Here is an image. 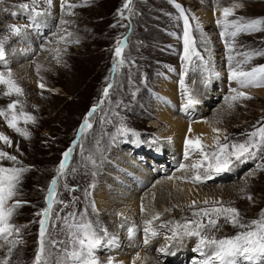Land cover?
I'll list each match as a JSON object with an SVG mask.
<instances>
[{
  "label": "rangeland",
  "instance_id": "rangeland-1",
  "mask_svg": "<svg viewBox=\"0 0 264 264\" xmlns=\"http://www.w3.org/2000/svg\"><path fill=\"white\" fill-rule=\"evenodd\" d=\"M124 2L67 0V3L80 5L72 9L73 14L69 16L67 7L62 11L61 0H51V4L35 0L36 10L47 15L37 16L34 27L31 22L33 0H0V43L5 49L7 67L24 93L21 97H5V88L0 86V108L6 109L9 103L20 99L24 111L37 118L35 125L20 124L31 133L30 139H24L8 128L4 118L0 117V133L12 141L11 147L0 141V150L17 156L20 161L17 166L31 169L22 179L19 195L9 202L19 201L23 205L11 221L22 231L9 239H22V243L17 245L9 264H34L42 218L36 213L47 207L48 188L51 180L56 178L62 153L74 142L66 175L58 180L47 223L49 264H73L67 259V253L72 250L68 225L81 218L91 220L94 226L98 221L114 238L112 246L97 252L101 264H108L109 259L116 264L120 256L132 260L142 252L143 264H152L147 257L152 255L159 258L157 264H169L160 249L170 253L182 245L188 251L182 264H195L203 259L194 250L198 239L184 237L168 241L166 237L171 235V226L194 219L193 211L215 201L238 209L245 223L259 219L264 211V171L257 170V165L264 164V160L236 164L231 172L214 176L203 184H193L190 182L195 174L192 165L201 159L199 153L190 149L189 157L185 159V140L175 143V136L181 138L176 134L165 137L169 125L160 120L168 116L174 123L175 116L189 125L208 122L213 128L220 129L221 143L225 142V135L229 142H243L247 133L264 126V87L239 89L251 99L238 101L228 108L226 100L234 94L231 89L238 85L229 81L227 51L216 24L221 18L217 12L236 4L243 6L234 8V16L229 19H264V0H174V3L173 0H133L131 15L123 9ZM23 4H29L27 11L21 7ZM175 4L187 10L197 50L206 60L210 59L211 69L219 73L206 87L201 83L198 61L194 60L184 75L183 22ZM122 11L130 18L121 19ZM193 16L195 20L191 19ZM62 19L70 23L61 25ZM197 20L200 31L196 30ZM13 28H20V34H15ZM68 32L72 33L68 40H78V43L57 44L60 36H66ZM204 38L211 50L210 58L201 44ZM117 39L126 40L125 64L112 73ZM235 43V61H242L244 57L239 53L264 51V31L251 35L242 33ZM58 48L61 51L57 59L55 50ZM256 66H264V56L254 57L245 68L250 70ZM0 70L7 75L3 62H0ZM40 83L45 85V90L39 88ZM109 84L112 88L105 98L103 91ZM185 89L199 100L188 113L183 111ZM172 91H175L174 100L170 99ZM93 107L97 110L88 117ZM168 107L174 114L172 117L161 112ZM85 118H89L91 127L81 135L79 129ZM123 128L129 131L125 133ZM217 135L213 132L215 138ZM202 144L213 150L215 141ZM157 151H162L165 157H154ZM131 160H137L139 166L143 162L144 171L151 174V179L141 186L135 184L134 177L138 173L133 174L137 167ZM0 166L14 165L4 160L0 161ZM169 177L176 182L156 198L155 186L166 187ZM174 184L189 185L190 200H184L180 193L182 189L178 190ZM249 195L251 201L247 198ZM133 196L139 197V207L121 213ZM126 200L129 201L127 204ZM205 200L209 205H204ZM193 201L196 208L190 207ZM93 203L96 212L92 211ZM154 206L155 210L152 209ZM152 210L160 214V220L153 223L159 234L149 237L145 244L144 221L153 217L150 215ZM166 223L169 227H160ZM129 227L136 231L132 236ZM239 231L241 229L221 219L218 229L206 234L220 239L232 237ZM133 237L135 242L138 239L137 244L132 242L136 247L128 240ZM7 251V244L0 241V259L6 257Z\"/></svg>",
  "mask_w": 264,
  "mask_h": 264
},
{
  "label": "snow or ice",
  "instance_id": "snow-or-ice-1",
  "mask_svg": "<svg viewBox=\"0 0 264 264\" xmlns=\"http://www.w3.org/2000/svg\"><path fill=\"white\" fill-rule=\"evenodd\" d=\"M45 2L51 4V0H45ZM133 0H125L123 9L131 15V6ZM174 3V0H173ZM241 4H236L234 7H224L222 9L221 18L216 21L217 27L220 29V37L224 40L225 49L227 51V68L229 73V81L235 82L238 88L231 89L234 93L231 97L227 98L226 102L228 108H232L234 103L241 100H249L250 96L246 95L244 91L239 89L264 87V66L252 67L250 70H246L245 66L256 56H264V51H248L239 53L244 59L242 61H235V54L237 45L235 43L237 37L240 34H254L256 32L264 31V19H251L245 20L243 17L239 19H229L234 16V8L242 7ZM26 11L29 9V4H23L21 6ZM67 7V15H72V9L80 7L77 4L67 3V0H61L62 11ZM179 12V19L183 22V56L182 63L185 64L184 75H187V68L191 66L195 61L199 62L201 70V83L206 87L210 84L211 79L218 77L219 73L215 72L210 67V59L206 60L205 57L197 50L195 46V40L192 36V25L190 17L187 14V10L179 4H175ZM32 19L31 22L35 27V20L37 16L47 15L46 12H39L35 7V0L31 7ZM125 17L124 12L120 13L121 19H129ZM191 19L195 20L193 16ZM61 25L70 23L67 20L59 21ZM196 30L200 31L199 21L196 22ZM12 31L19 35L20 28H13ZM203 36V33H201ZM72 33L68 32L66 36H60L57 40V44L69 43L77 41H69L68 37H71ZM201 44L205 46V51L211 57V50L207 48L208 41L206 38L201 40ZM126 47L125 39H117L116 46L114 48V62L112 66V73H116L117 70L125 64L124 51ZM66 50V48L64 49ZM61 49H56L58 54ZM235 61V63H234ZM0 62H3L4 68L7 69V75L5 71L0 70V86H4L5 91L3 95L5 97L23 96V89L13 79L11 69L7 67L6 54L3 44L0 43ZM183 86V78L180 81ZM39 88L45 90V85L40 83ZM112 88V84H109L103 91L105 98L109 95V90ZM185 102L183 104V111L188 113L193 109L199 100L196 96L185 89ZM19 107V111L17 108ZM96 108L93 107L87 114L91 117L96 112ZM0 117H3L7 123V127L19 134L24 139H30L31 133L27 127L21 128L20 124L25 126L32 124L35 125L37 118L24 111L23 102L20 99H16L7 105L6 109L0 108ZM89 118H85L80 126L79 133L82 135L86 129L90 128ZM123 132H128L129 129L123 128ZM191 132V128H189ZM213 132L217 133L215 139V145L213 150H209L208 146L203 145L199 139L192 140L186 138L185 140V159L189 157V150H194L199 153L201 159L192 165L195 170V174L192 176L190 182L193 184H203L206 181L212 180L214 176H218L222 173L231 172L236 164H243L248 160H264V126L256 128L254 131L247 133V139L243 142H229L228 137L224 136V141L221 143L219 139L220 129L213 128ZM0 141L9 147L12 146L10 138L0 133ZM73 146L69 147L62 153V159L56 170V178L51 180L48 188V197L46 200L47 207L36 215L41 216L39 220V247L35 253L34 264H49L47 260L46 251V236H47V223L50 218V212L53 207V203L57 194V185L60 177L66 175V168L68 167L69 160L73 154ZM19 150V149H17ZM10 161L14 166L2 167L0 166V241H3L8 246L6 257L0 259V264H9L14 250L18 244L22 243V239H9V237L18 236L22 231L19 227L14 226L11 221L16 211L23 205L18 201L16 203H9L20 193V185L22 179L30 168H26L20 165V161L17 156L10 155L9 153L0 150V161ZM184 165H181L183 168ZM257 170L264 171V164L257 165ZM171 179V177H169ZM243 191V189H242ZM250 201L252 197H247ZM204 205H209V201L205 200ZM92 211L96 212L94 203L91 205ZM190 207L196 208V202L193 201ZM145 211L143 205L141 206V212ZM87 210H85V215ZM73 217L75 214H71ZM192 216L194 219L187 220L184 223L177 222L174 226L170 227L171 235L167 236L168 241L180 240L184 237H196L198 239L197 247L194 249L200 254L203 259L195 262V264H264V211L261 212L259 219H253L252 221L245 223L239 213L238 209L234 207L224 206L220 201L213 202L210 206L200 208L197 211H193ZM223 219L225 223L231 224L233 227L241 229L236 235L226 238H216L214 235H208L207 232L217 230L219 227V221ZM160 220V214L157 213L151 219L144 221V243L149 242V237H156L159 233L158 230L153 227L154 221ZM206 220V223H205ZM161 228L169 227V224H161ZM70 232V243L72 250L67 253V259L71 260L73 264H101L97 252L104 247H110L114 244V238L109 236V233L105 228L99 225L97 221L95 226L91 220L81 218L78 222L68 225ZM129 235L132 236L135 232L133 227L128 228ZM161 252L165 249L161 248ZM108 264H113L109 259Z\"/></svg>",
  "mask_w": 264,
  "mask_h": 264
},
{
  "label": "bare ground",
  "instance_id": "bare-ground-1",
  "mask_svg": "<svg viewBox=\"0 0 264 264\" xmlns=\"http://www.w3.org/2000/svg\"><path fill=\"white\" fill-rule=\"evenodd\" d=\"M218 14L217 15H219L220 17H221V14H222V9H220V11H218L217 12ZM171 86V90L173 89V87H172V85H170ZM174 92L175 91H172V94L170 95V99L171 100H174V96H173V94H174ZM170 106H171V104H169ZM165 110L163 111V110H161V112L163 113V114H166V115H169V116H173L174 114L169 110V109H171L170 107H168V108H164ZM191 110H194V108L193 109H191ZM179 117V116H178ZM160 120H161V122H165V123H167V125H169V128H168V130H167V133H166V135H164L165 137H170V136H172V135H174V134H176V135H178V136H180L181 135V138H178V137H174L175 138V143H177L180 139H184V140H186V138H188V139H192V140H196V139H199L200 140V142H202V143H213L214 141H215V136H213V127L212 126H210V124H208V122H205V121H203L202 123H200V124H191L190 123V125L189 124H186L184 121H182L181 119H177V118H175V116H174V123L172 122L173 120H172V118H170V117H166V116H163V117H161L160 118ZM175 121L177 122V121H179V123H175ZM207 121V120H206ZM189 128H191V132H189ZM187 134V135H186ZM170 139V138H169ZM171 140H172V138H171ZM174 140V139H173ZM172 140V141H173ZM174 142V141H173ZM179 143V142H178ZM211 145V144H210ZM136 146V145H135ZM129 155H131V154H129ZM163 155H164V157H165V154L162 152V151H157L156 153L154 152V157L156 156V157H158V156H160V157H163ZM180 155V154H179ZM138 157H140V156H138ZM128 158V157H127ZM140 159H141V157H140ZM129 160V159H128ZM137 161V160H136ZM136 161L135 160H131V163H134V164H136V167H137V171H134V173L133 174H137L135 177H134V179H136V182H135V184H136V186H141V184L143 183L144 184V182H146L148 179H151L150 177H151V174H150V172H145L144 171V165H143V162H141L140 164V166L138 165V163H136ZM164 161L165 162H169V161H167V158L165 159L164 158ZM146 162V161H145ZM171 162V161H170ZM171 163H174V162H171ZM134 164L132 165V167L134 166ZM147 164V163H146ZM143 165V166H142ZM130 167H131V165H130ZM134 169H135V167H133ZM158 167H156L155 169H157ZM146 175L148 176V178H145L146 177ZM141 178V179H140ZM146 180V181H145ZM173 182H176V180L175 179H173V178H171V179H167L166 180V183H169L166 187H163L162 186V184H158L157 186H155V194H156V198H158V195L160 194V192H162L163 190H166V189H168V188H170L172 185H173ZM161 183V182H160ZM175 185V188H177L178 190H180V189H182V191H180V193H181V195H182V197L184 198V200H190V198H189V195H190V193H189V191L191 190H189V188H190V186L189 185H180V184H174ZM144 186V185H143ZM170 186V187H169ZM140 188V187H139ZM164 193V192H163ZM180 193H178L177 192V195L178 196H180L179 194ZM153 194H154V192L152 193V195L150 196V201L151 202H153ZM192 194V193H191ZM163 195V194H162ZM175 195V194H174ZM121 196H123L124 197V195H122L121 194ZM203 196V195H202ZM211 196V195H210ZM122 198V197H121ZM120 198V199H121ZM127 198H130V197H127ZM205 198V197H204ZM209 198V197H208ZM162 199V198H161ZM160 199V200H161ZM123 200V199H122ZM125 200V199H124ZM130 201V203H128L129 201ZM128 200H126L125 202H126V204L128 205V207L127 208H124L123 209V211H121V213H125L127 210H134L135 208H138L139 206H137V203L138 202H140V199H139V197L138 196H133L132 198H130V199H128ZM158 200V199H157ZM183 200V201H184ZM162 201V200H161ZM188 202V201H187ZM125 205V204H124ZM153 210H155V206L152 208ZM152 210V212L150 213V215H151V217L152 216H154V215H156L157 214V210H156V213H154L155 211H153ZM127 213V212H126ZM127 216V215H126ZM128 217V216H127ZM117 218V217H116ZM119 225H120V223H119ZM140 226V225H139ZM118 228V227H117ZM113 230V228L111 229L110 228V231H112ZM118 230V229H117ZM121 230H123V229H121ZM137 230V229H136ZM138 231V230H137ZM114 232V231H113ZM117 232V231H116ZM136 232V231H135ZM127 236V235H126ZM130 242H131V244H132V242H134V243H136L137 244V240L138 239H136V242H135V237H133L132 239H128ZM130 246V245H129ZM131 246H134L133 244L131 245ZM134 247H136V246H134ZM134 251V250H133ZM141 253V252H140ZM171 254H172V256L173 257H170V258H168V256L170 255L171 256ZM188 254V251L186 250V246L185 245H182V247L180 246L179 248H176L175 250L174 249H172L171 251H170V253H167V251H164V253L162 254V256H163V259L165 260V261H167L166 263H168V262H170V263H174V264H182V261H183V259H185V256ZM138 255V254H137ZM143 256H144V254H143V252L141 253V254H139L138 256H135V257H133V259L131 260L130 258H129V260L128 259H126V257H123V256H120V258H118V261H117V263L116 264H143V261H144V258H143ZM153 256V255H152ZM147 256L148 258H149V262H151L152 264H157L156 263V259H159V258H155V256ZM161 256V257H162ZM181 257V258H180ZM145 260H147V258L145 257ZM169 260V261H168ZM193 261V260H192ZM191 261V262H192ZM195 261V260H194ZM148 262V263H149ZM179 262H181V263H179ZM165 263V262H164ZM169 263V264H170ZM195 263V262H194ZM163 264V263H162Z\"/></svg>",
  "mask_w": 264,
  "mask_h": 264
}]
</instances>
